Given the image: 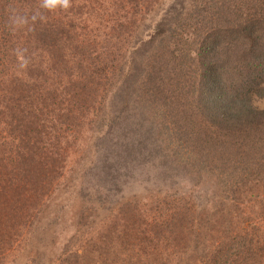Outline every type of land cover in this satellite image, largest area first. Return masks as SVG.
Here are the masks:
<instances>
[{"label": "trees", "instance_id": "16d2710c", "mask_svg": "<svg viewBox=\"0 0 264 264\" xmlns=\"http://www.w3.org/2000/svg\"><path fill=\"white\" fill-rule=\"evenodd\" d=\"M160 2L132 4L148 11ZM180 4L156 20H133L132 30L126 16L123 32L118 23L98 38L74 17L50 14L63 8L0 0V60L23 69L22 78L8 75L0 82V117L15 126L8 139L0 134V264L16 244L40 236L39 222L55 190L80 169L51 145L43 120L48 104L41 103L55 90L68 96L57 105L64 126L79 122L73 108L92 115L99 140L90 152H102L103 178L101 192L91 198L96 206L78 211L81 232L63 247L68 256L60 264H264V0ZM36 12L41 15L33 20ZM14 14L27 23L14 25ZM118 14L103 12L108 18ZM142 23L152 28L148 39L138 34ZM102 42L117 43L118 53L103 57ZM34 57L41 66L35 79H26ZM39 77L47 82L46 98L37 90ZM128 97L144 111L134 109L117 123L115 108ZM62 131L56 132L61 149L71 143ZM169 162L176 172L168 170ZM152 167L164 185L178 169L213 177L219 195L208 196L212 206L197 207L194 190L182 193L169 183L148 210L130 201L97 221V208H105L115 188L129 180L135 188ZM86 226L90 237L83 241Z\"/></svg>", "mask_w": 264, "mask_h": 264}, {"label": "rangeland", "instance_id": "374dc122", "mask_svg": "<svg viewBox=\"0 0 264 264\" xmlns=\"http://www.w3.org/2000/svg\"><path fill=\"white\" fill-rule=\"evenodd\" d=\"M74 5L71 4V7L68 9H61V12L55 13L50 12V14L54 17L62 16L65 17H74L78 25L81 23V27H87L90 31L92 30L94 33H97L95 37L102 38L104 35L112 34V29L119 23L120 32L125 30L124 23L130 21L129 24H126V27L129 30L134 28L133 22L136 20L138 23L142 19V17H146L147 20L153 21L156 20L160 14H164L167 11H172V8L179 6L181 2L184 0H161V4L156 8L149 9L148 11L143 10L144 6L136 7L135 4H132L133 1L129 0H72ZM95 6L92 7L94 3ZM15 6V5H14ZM101 6V7H100ZM16 7H19L16 5ZM28 9V5L24 6ZM100 7V8H99ZM181 7V4H180ZM18 9V8H17ZM109 11H119L117 17H105L103 12L105 10ZM38 10V9H36ZM33 11V8H32ZM37 13V12H36ZM145 15V16H142ZM101 16V17H100ZM126 16L129 17V21H124ZM103 17V18H102ZM106 18V19H104ZM134 20V21H133ZM120 22H122L120 24ZM22 26V25H19ZM151 27L148 23H142L141 29L138 34H141L142 39L149 37L151 34L148 33L151 31ZM81 32L80 29H78ZM153 35V34H152ZM151 35V36H152ZM148 39V38H147ZM119 45L113 42H102L99 45V49L103 52V57H105L109 51L112 53H118ZM148 44H146L142 48L143 51H147ZM119 52H122L120 49ZM107 53V54H106ZM139 58V57H138ZM40 62L42 59L34 57V60L30 64L32 68L25 70V78L28 77L36 78L37 71L35 70L36 65L41 66ZM6 66L3 70V67ZM5 64L0 60V82L2 81L3 76L11 75L12 79L22 78L23 69L19 70L17 67ZM39 83V87L37 90L40 91L43 98L48 96L47 93H43L48 89L46 85V81L42 78L36 79ZM38 92V91H37ZM57 95H53L52 97H48L41 103V106L46 101L47 112L48 115L45 114L43 116V120L45 124H49L48 132L51 133L52 140L51 145L55 147V149L61 151L62 155L66 154L69 159L70 164H76L78 162L80 169L77 173H75L71 179L67 183L66 186H62L61 189L55 190V198L50 201L45 208V211L42 214V220L39 222V235L37 237H33L29 239L27 242L23 241L19 244H16L14 248L9 251L5 256V260L3 264H60L68 255L63 252V247L68 244L70 238L76 235L75 239H78V236L81 231H79V223L77 220L78 211L82 209L83 206L87 205L89 208H93L96 206L94 202L92 203L91 198L98 196L99 188L101 187L98 183L103 181V178L99 176V168L101 167V155L102 152H90V146H94L99 138L96 140V135L93 133V129L91 126L94 124L91 121L93 118L91 114L88 117L77 113V109L73 108L75 112L74 115H79L80 118L78 123L75 125L64 126L61 122V119L57 112V105H61L65 102V99L68 96H60L59 92L55 90ZM74 101L70 100L69 105H72ZM136 105L132 109L125 110L126 106ZM259 105L264 107V101ZM135 109L136 112L144 111V107L138 103H134V100L131 98H126L124 102H119L115 108V119L117 123L125 122L127 119V115L132 113ZM87 114V111H86ZM84 115V116H83ZM113 115V116H114ZM5 118V117H4ZM3 115L0 117V134L4 136V138L8 139V132L13 133L15 129L14 124H6ZM98 125V124H96ZM63 130L67 132V137L70 142L67 148L61 149V137L58 133H63ZM54 130V131H53ZM98 135V134H97ZM50 136V135H49ZM110 139V137H109ZM172 143L176 142L174 140ZM110 140L108 141V146H110ZM50 145V146H51ZM160 143L156 144L153 148L152 153L156 151L159 153ZM172 147L175 146L171 145ZM7 146L5 147V149ZM82 157V158H81ZM174 164L169 162L168 170L174 171ZM167 172H171L168 171ZM176 172V171H174ZM177 175L175 176L174 181H171L168 178V182L166 184L170 185L175 183V188H180L182 193H188L191 190L194 192L191 195L192 200L196 203L197 207L204 206H212L213 201H210L208 196H211V193L215 197L219 195L217 188L215 186V180L213 177H209L206 175L198 174L193 175L190 173H186L182 169H178ZM168 176V174H166ZM165 176V177H166ZM145 179V182H143ZM100 181V182H99ZM143 182L146 187L144 188ZM170 183V184H169ZM168 185H164V182L159 179L154 173V169L152 167V171H144L143 175L139 176L138 182L135 184V188L130 186V180L125 182L119 188H115L112 191V194L107 198V204L105 208H97L99 211L97 216V221L99 218H104L109 210H117L123 206V204L137 200L141 206V210H148L150 205L153 204L157 198L158 194L163 195L162 193H156L158 190H164V187H168ZM171 186V185H170ZM173 187V185H172ZM148 188V189H147ZM147 189V190H146ZM154 191V192H153ZM104 190L102 191V196ZM101 196V197H102ZM61 207V209H60ZM60 209V210H59ZM96 209V208H95ZM90 225V224H89ZM81 227V226H80ZM85 227L83 230L87 231V234L84 236V240L87 237H90V228ZM25 235V234H24ZM80 244L75 245V249H77ZM74 245L72 246V248Z\"/></svg>", "mask_w": 264, "mask_h": 264}, {"label": "clouds", "instance_id": "9594fccd", "mask_svg": "<svg viewBox=\"0 0 264 264\" xmlns=\"http://www.w3.org/2000/svg\"><path fill=\"white\" fill-rule=\"evenodd\" d=\"M39 7L42 9L49 10V11L55 10L57 8L68 9L71 7V0H40ZM39 15L41 14L37 12V14L32 17V19L35 20L36 16H39ZM10 21L14 25L19 26V25L26 24L28 21V18L14 14L12 17H10Z\"/></svg>", "mask_w": 264, "mask_h": 264}]
</instances>
